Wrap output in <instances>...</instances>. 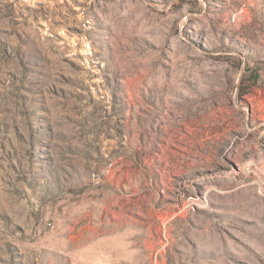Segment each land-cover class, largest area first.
<instances>
[{"label": "rangeland", "instance_id": "374dc122", "mask_svg": "<svg viewBox=\"0 0 264 264\" xmlns=\"http://www.w3.org/2000/svg\"><path fill=\"white\" fill-rule=\"evenodd\" d=\"M0 264H264V0H0Z\"/></svg>", "mask_w": 264, "mask_h": 264}]
</instances>
